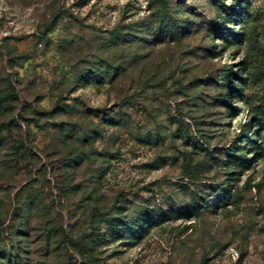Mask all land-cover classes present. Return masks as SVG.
Wrapping results in <instances>:
<instances>
[{
    "label": "rangeland",
    "instance_id": "1",
    "mask_svg": "<svg viewBox=\"0 0 264 264\" xmlns=\"http://www.w3.org/2000/svg\"><path fill=\"white\" fill-rule=\"evenodd\" d=\"M107 65L113 84L93 74ZM11 88L4 121L36 156L0 178V247L23 191L63 227L49 264L77 259L64 231L91 205L155 217L105 246L108 264H264V0H0V96Z\"/></svg>",
    "mask_w": 264,
    "mask_h": 264
},
{
    "label": "trees",
    "instance_id": "2",
    "mask_svg": "<svg viewBox=\"0 0 264 264\" xmlns=\"http://www.w3.org/2000/svg\"><path fill=\"white\" fill-rule=\"evenodd\" d=\"M156 20L162 21L163 19L161 16L156 18L155 12L153 14L151 26L156 27ZM240 35L241 34L238 32L232 34L235 39L240 37ZM141 38V40H145L144 37ZM120 41H125L124 36H120ZM116 71V67H109V65H107L101 70L96 69L93 74L97 75L96 79L99 83L103 82L101 80L107 79L106 81L109 84H113L115 81V74L117 73ZM86 72H83L81 77L77 80L80 86L84 85L89 78ZM227 74L228 78L225 82L231 83L235 73L229 70ZM16 97L17 95L12 88L9 94L0 96V178L4 180L12 179L19 174L21 168L20 163L23 162L25 156L29 158L34 157V159L36 156L32 149V147H34L33 144L20 136L14 137L16 135L18 136V133L14 131L16 130V126H18L14 119L9 118L7 121H4L6 109L10 106V100L12 101ZM58 98L62 99V96L59 95L57 100ZM65 105L66 103L61 106V110H64ZM261 108L264 110V101ZM112 122L113 121H109L110 124ZM79 134H83L85 137L90 135L89 132L84 130H81V133L79 131ZM79 134H76V137L72 138L78 140L80 138ZM237 136H239V133H237L235 138H237ZM188 139L191 141L192 146L201 147L192 136L188 135ZM83 140H85V138ZM62 141L65 143L67 142L64 140ZM235 142L236 139L232 140L231 144L225 147L226 156L232 158L230 162L233 167L239 165V162L237 163L233 160L237 151ZM205 150L207 153H211L209 147ZM81 158L82 155L78 151L77 155L73 157L72 163H76L77 159ZM241 160V163H243L247 162L248 159ZM71 178L72 177H69V180H71ZM217 191L218 190H216L215 193ZM25 193L26 192L23 191L18 193L17 205L10 219V241L7 245L0 247V264H49L50 261H52L51 255L58 248L56 237L58 231L61 230L60 228L63 227L57 228L56 225H52V217H46L48 215V208H46V205L42 207L39 206V204H41L40 200L33 199L28 193ZM199 198L200 197H193L192 204L187 207L193 210H199L206 206L205 203H207L210 197L208 196L203 199L202 203L199 202ZM222 198L223 196L219 199L215 198L216 207H219L223 200ZM186 209L187 208H185V210ZM191 209H188V212H192ZM85 212L86 215L81 217L84 222L81 225V229L77 230V232H79L77 237H73L74 231L72 228L67 232L64 231V234L70 237L69 240H71V243L73 242L76 248H78V257L74 259L71 264H108L104 257H101L102 250L105 246L122 237L125 238L133 235L138 229L144 228L148 224L150 225V223L153 222L152 220L155 219L153 215L150 216L146 214H138L135 217H130L127 211L120 206L109 209L107 207L91 205L88 209H85L83 214ZM1 213L2 204H0V214ZM36 227L39 229L42 228L39 234L34 231L37 229Z\"/></svg>",
    "mask_w": 264,
    "mask_h": 264
}]
</instances>
